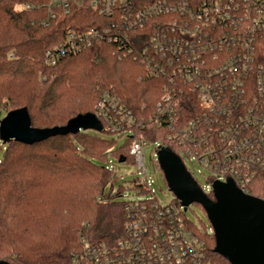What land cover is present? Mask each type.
<instances>
[{"label": "built area", "instance_id": "built-area-1", "mask_svg": "<svg viewBox=\"0 0 264 264\" xmlns=\"http://www.w3.org/2000/svg\"><path fill=\"white\" fill-rule=\"evenodd\" d=\"M92 8L110 18L108 27L67 32L61 44L46 51L56 64L94 39L113 40L120 56H131L144 68L141 77L163 84L148 120L163 129V138L206 194L214 181L232 180L243 192L264 193V0H48L42 23L71 4ZM32 8V4L18 5ZM95 116L102 131L128 136L141 128L139 118L109 90L100 91ZM140 133L132 136L129 155L144 178L124 200L123 236L92 242L79 236L69 264H216L205 243L183 216V206L162 204L146 174ZM155 151L167 147L155 140ZM186 162L196 167L191 172ZM198 165V167H197ZM264 198V196H262Z\"/></svg>", "mask_w": 264, "mask_h": 264}, {"label": "trees", "instance_id": "trees-1", "mask_svg": "<svg viewBox=\"0 0 264 264\" xmlns=\"http://www.w3.org/2000/svg\"><path fill=\"white\" fill-rule=\"evenodd\" d=\"M47 2L0 0V118L24 107L33 127L65 125L79 114L95 115L100 91L106 89L134 115L146 119L117 147V140L124 136L107 133L111 138H102L90 128L32 144L0 139V260L9 264H69L81 233L92 242L122 237L125 201L117 196L124 185L116 189L114 185L121 179L119 165L134 163L129 155L132 136L140 133L149 142L160 140L177 153L163 138V129L148 120L161 95L157 79L140 78L139 62L118 56L113 40L97 38L54 65L46 62V51L64 42L69 30L102 29L110 24V18L96 10L72 3L68 13L58 11L45 25ZM26 3L34 7H18ZM137 181L138 177L132 179V189ZM251 194L264 196L261 191ZM206 195L215 199L213 192ZM172 203L180 207L175 197ZM187 223L205 243L212 261L231 264L214 251L213 231L198 228L188 219Z\"/></svg>", "mask_w": 264, "mask_h": 264}, {"label": "water", "instance_id": "water-1", "mask_svg": "<svg viewBox=\"0 0 264 264\" xmlns=\"http://www.w3.org/2000/svg\"><path fill=\"white\" fill-rule=\"evenodd\" d=\"M90 128L101 131L99 119L79 114L65 125L38 128L31 125L26 108L8 111L0 118V139L32 144L56 135ZM157 159L169 188L185 210L191 202L205 210L216 240L214 251L231 264H264V199L240 190L232 180L214 181L210 199L186 169L181 158L168 147L157 151ZM0 264H9L0 260Z\"/></svg>", "mask_w": 264, "mask_h": 264}, {"label": "rangeland", "instance_id": "rangeland-1", "mask_svg": "<svg viewBox=\"0 0 264 264\" xmlns=\"http://www.w3.org/2000/svg\"><path fill=\"white\" fill-rule=\"evenodd\" d=\"M120 56V55H118ZM122 57V56H121ZM130 58L131 56H127ZM139 74L142 76L145 74L144 68L139 64ZM157 80L156 83L159 86L160 90L162 88V80L155 78ZM91 133L100 136L102 138H111L110 134L104 133L102 131H97L94 129H89ZM114 136V135H113ZM125 136L118 139L115 147L119 146L122 144L125 140ZM156 148V143L154 141L149 142L147 141L146 144L143 145V157H144V164L146 168V174L148 176V179L151 181V187L154 190V195L157 197V199L162 203H169L172 202L174 199L175 195L172 192V190L169 188L167 181L165 180L164 176L162 175V170L160 168V165L158 163L157 159V153L155 151ZM1 157V154H0ZM117 163H115L116 165ZM187 167L190 168L191 172H196V167H192V165L188 162H186ZM198 167V165H197ZM118 172L121 175V179L114 185V189L117 188V185L123 184L124 185V190L122 191L121 196H117V199L119 200H129V199H142L145 196H151L153 195L152 193H136L132 189V179L135 177L138 178H144V173L141 172L138 168V166L134 163H123L119 165ZM195 178L197 181H199L202 185L203 183L206 184L207 181L205 178H203L201 175H195ZM108 190V187L106 188ZM255 191H261L260 189H257ZM263 198L262 196H259ZM264 199V198H263ZM185 214L186 219L188 221L190 220L196 227L202 228L205 226L207 230L210 232L213 231L212 226L209 222V219L201 207V205L197 202H191L187 208L183 211Z\"/></svg>", "mask_w": 264, "mask_h": 264}]
</instances>
